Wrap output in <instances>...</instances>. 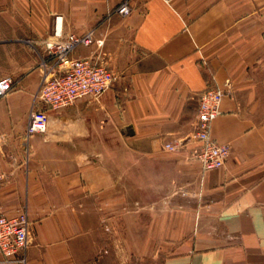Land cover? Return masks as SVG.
<instances>
[{"label": "crops", "instance_id": "crops-1", "mask_svg": "<svg viewBox=\"0 0 264 264\" xmlns=\"http://www.w3.org/2000/svg\"><path fill=\"white\" fill-rule=\"evenodd\" d=\"M55 15L64 33L93 31L101 44L70 57L114 81L36 104L46 130L27 136ZM5 76L0 214L25 207V264H264V0H0ZM208 87L222 91L210 136L230 152L205 170L191 136Z\"/></svg>", "mask_w": 264, "mask_h": 264}, {"label": "built area", "instance_id": "built-area-1", "mask_svg": "<svg viewBox=\"0 0 264 264\" xmlns=\"http://www.w3.org/2000/svg\"><path fill=\"white\" fill-rule=\"evenodd\" d=\"M116 11L121 15L129 14L128 2H121ZM93 43L101 44L95 40L92 30L81 35L64 33L62 17L54 16L52 33L44 40L45 53L39 64L40 82L28 114L27 136L46 130V114L35 108L36 104L43 103L54 109L66 107L80 97L98 96L112 85L114 73L106 64L88 58L70 57L76 47ZM13 83L11 76L0 78V98L12 90ZM221 98L222 91L215 87H208L199 96L191 138L198 143L194 158L201 162L205 170L223 166L230 152L228 145L210 136V124L219 113ZM164 147L177 150L180 145L168 142ZM29 236L25 207L12 217L0 214V252L4 262L25 264Z\"/></svg>", "mask_w": 264, "mask_h": 264}, {"label": "rangeland", "instance_id": "rangeland-1", "mask_svg": "<svg viewBox=\"0 0 264 264\" xmlns=\"http://www.w3.org/2000/svg\"><path fill=\"white\" fill-rule=\"evenodd\" d=\"M161 259L155 258H129L123 264H160ZM107 264H116V262L109 260Z\"/></svg>", "mask_w": 264, "mask_h": 264}]
</instances>
